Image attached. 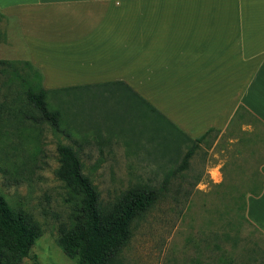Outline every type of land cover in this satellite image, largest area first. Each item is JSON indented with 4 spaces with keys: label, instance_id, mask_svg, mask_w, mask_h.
Returning <instances> with one entry per match:
<instances>
[{
    "label": "rangeland",
    "instance_id": "374dc122",
    "mask_svg": "<svg viewBox=\"0 0 264 264\" xmlns=\"http://www.w3.org/2000/svg\"><path fill=\"white\" fill-rule=\"evenodd\" d=\"M0 60L13 64H0V105L10 108L0 119V192L40 228L17 264H76L55 242L57 226L69 222L71 210L67 189L54 174L58 143L75 149L101 204L135 184L160 191L132 221L118 264L264 263V232L244 216L246 195L261 179L264 128L235 122L198 142L181 140L132 93L93 87L47 93L48 107L59 112L57 127L34 125L22 118L25 111L35 114L23 93L30 84L37 88L40 79L25 63L10 18L0 17ZM187 149L192 150L187 166L176 171Z\"/></svg>",
    "mask_w": 264,
    "mask_h": 264
},
{
    "label": "crops",
    "instance_id": "0c3cea01",
    "mask_svg": "<svg viewBox=\"0 0 264 264\" xmlns=\"http://www.w3.org/2000/svg\"><path fill=\"white\" fill-rule=\"evenodd\" d=\"M0 17L48 93L121 82L181 140L226 129L239 105L257 120L233 123L264 128V0H0ZM257 170L244 216L264 232Z\"/></svg>",
    "mask_w": 264,
    "mask_h": 264
},
{
    "label": "trees",
    "instance_id": "16d2710c",
    "mask_svg": "<svg viewBox=\"0 0 264 264\" xmlns=\"http://www.w3.org/2000/svg\"><path fill=\"white\" fill-rule=\"evenodd\" d=\"M25 63L41 81L40 72L29 61ZM0 64L13 66L12 62L6 60H0ZM40 81L37 88L34 87L35 84H30L24 90V99L35 114L21 110L22 118L30 120L34 125L47 123L55 128L59 112L48 107V91L41 86ZM118 83L121 82L108 83L105 89H100L112 94L121 90L116 86ZM139 99L140 103L160 115L150 104L140 97ZM5 107L0 105V119L3 109H8L6 112L10 113L9 106ZM244 119L249 124L257 120L239 105L227 128L234 121ZM2 126L0 121V131ZM210 132L218 131L207 130L199 138L190 141L198 142ZM191 152V149L184 152L176 171L187 166ZM56 154L57 167L54 174L67 189L66 200L71 204L69 222H60L57 226L56 245L76 264H118L117 256L131 236L132 221L155 203L160 191L149 184H135L123 190L113 202L101 204L97 190L82 172L81 161L75 149L71 145L58 143ZM257 175L261 178L257 190L249 191L254 195L261 188L262 175L259 172ZM39 235V225L31 214L21 207H11L0 192V264H17L28 255L30 247Z\"/></svg>",
    "mask_w": 264,
    "mask_h": 264
}]
</instances>
